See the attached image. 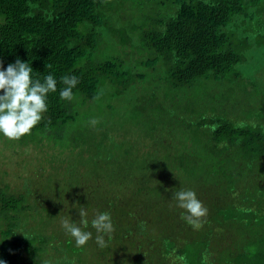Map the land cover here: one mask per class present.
Returning a JSON list of instances; mask_svg holds the SVG:
<instances>
[{
  "label": "trees",
  "instance_id": "1",
  "mask_svg": "<svg viewBox=\"0 0 264 264\" xmlns=\"http://www.w3.org/2000/svg\"><path fill=\"white\" fill-rule=\"evenodd\" d=\"M255 45L264 0H0L3 68L19 59L57 81L0 163V260L264 264V88L239 68L264 76ZM72 75L74 99L61 100ZM132 126L152 143L126 142ZM43 135L54 148L31 167L18 146L41 149ZM182 189L208 210L199 230L181 219ZM81 206L89 222L110 213L106 248L91 226L81 247L62 228Z\"/></svg>",
  "mask_w": 264,
  "mask_h": 264
},
{
  "label": "clouds",
  "instance_id": "2",
  "mask_svg": "<svg viewBox=\"0 0 264 264\" xmlns=\"http://www.w3.org/2000/svg\"><path fill=\"white\" fill-rule=\"evenodd\" d=\"M50 68L51 65H46ZM33 69L28 62L17 59L10 63L6 69L0 62V134L8 140L16 141L30 134L31 130L43 119V113L47 112V97L50 93L57 91V81L53 75H47L43 82L33 79ZM65 87L60 91V99L71 101L74 99L73 88L78 84L75 75L61 77ZM97 120L90 121L92 126ZM176 206L182 210L181 219L185 220L195 230L203 226V218L207 216L208 210L197 198L193 190H180L173 193ZM79 221H73L71 217L61 221L62 228L75 240L77 247L86 245L92 239L93 234L86 229L91 226L95 229V243L104 249L107 247L105 237L111 239L114 225L109 212H97L89 222L88 212L81 206L78 209ZM0 264L4 261L0 260ZM49 264V262H45Z\"/></svg>",
  "mask_w": 264,
  "mask_h": 264
},
{
  "label": "rangeland",
  "instance_id": "3",
  "mask_svg": "<svg viewBox=\"0 0 264 264\" xmlns=\"http://www.w3.org/2000/svg\"><path fill=\"white\" fill-rule=\"evenodd\" d=\"M129 16V15H128ZM128 24V23H127ZM255 53L254 57L256 60H259V64L261 60H264V47L262 45H255L254 47V51ZM132 63V62H131ZM239 65V64H238ZM253 65L249 64L247 62H242L239 65V68L242 72V74H244L245 76H250L252 81L255 82L257 85H259V87L264 88V76H260L258 75L254 70H251V67ZM138 69L140 70V72H142L144 70V68L142 66H138ZM147 76H150L149 74H147ZM211 85V84H210ZM219 86L221 87V84H219ZM234 97L238 98L239 95L234 94ZM133 99V93H129L126 97H125V101L123 102H131ZM127 137H126V142L128 143H132L134 141H143L147 144H151V140L149 138H147V136L144 133V130L140 127H129V132H127ZM43 144V148H37L34 147V144H26V145H20L18 146V152L16 153L17 156L20 155V158L23 160V162H25V164L27 163V165H31V167H37L38 165L43 166L44 164H42V161H38L39 159L43 160V156L46 155V148H47V152L48 149L50 150L51 148H49V146L51 145L53 148V144L51 143V141H48L47 136L43 135V137L41 138ZM13 148L14 153L17 149L16 145H13L12 142H10V140H8L7 138H5L4 136L1 137L0 139V163L3 162V160H6V157L3 158V156H5V153L7 154L8 148ZM27 151V152H24ZM15 154V156H16ZM14 156V157H15ZM3 158V159H2ZM2 159V160H1ZM17 164V163H16ZM47 169H49L48 167H51L48 163L47 165H45ZM49 172L52 174H55V172L51 171V169H49ZM1 178H2V173L0 172V183H1Z\"/></svg>",
  "mask_w": 264,
  "mask_h": 264
}]
</instances>
